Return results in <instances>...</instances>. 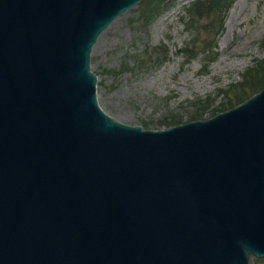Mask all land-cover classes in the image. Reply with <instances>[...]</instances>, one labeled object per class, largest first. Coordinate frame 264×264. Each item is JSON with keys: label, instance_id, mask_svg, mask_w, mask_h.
I'll return each instance as SVG.
<instances>
[{"label": "water", "instance_id": "1", "mask_svg": "<svg viewBox=\"0 0 264 264\" xmlns=\"http://www.w3.org/2000/svg\"><path fill=\"white\" fill-rule=\"evenodd\" d=\"M143 0H0V264L264 259V88L130 126L98 102L99 37Z\"/></svg>", "mask_w": 264, "mask_h": 264}, {"label": "rangeland", "instance_id": "2", "mask_svg": "<svg viewBox=\"0 0 264 264\" xmlns=\"http://www.w3.org/2000/svg\"><path fill=\"white\" fill-rule=\"evenodd\" d=\"M197 1L167 0L151 17L159 0H143L102 34L91 64L99 105L110 117L162 130L173 120L213 118L255 93L264 79V0H234L219 35L217 14L184 12ZM250 264L264 259L251 257Z\"/></svg>", "mask_w": 264, "mask_h": 264}, {"label": "trees", "instance_id": "3", "mask_svg": "<svg viewBox=\"0 0 264 264\" xmlns=\"http://www.w3.org/2000/svg\"><path fill=\"white\" fill-rule=\"evenodd\" d=\"M167 0H159V5L157 7V9H154L151 11V17H153L154 15H156V12L159 10L160 6L162 4H164ZM174 1V0H173ZM234 0H198L195 4H193L192 6L188 7L185 9V13H188L189 15L192 14L193 12V8H195V12H197L198 16L199 17H207V18H210L211 16H213L214 14H217L220 19L217 23V32H216V35H219V33H221L223 31V28H224V24H225V18H226V15L228 14L229 10L231 9V6L233 4ZM193 9V10H192ZM213 26V25H212ZM216 47H212L211 49L214 50ZM216 53H213L212 52V55H214V57L211 55L210 57V62L213 61L216 56H215ZM249 76L251 74V71L248 72ZM254 77H252V80ZM257 78V77H255ZM256 80V79H255ZM249 80H246V84H249L250 82H248ZM246 84H242L241 87H245ZM264 88V79L260 80L258 82V85L254 88V89H257L255 91V93H253L252 95H250L249 97H247L246 99L250 98L251 96H253L254 94H256L257 92H259L261 89ZM237 89H239L238 86H236L234 88V91H236ZM238 91V90H237ZM236 93V92H235ZM240 97V96H239ZM237 98V101L240 102L238 104H241L243 103L246 99H241V98ZM237 104V106H238ZM236 106V105H235ZM235 106H231L229 107L230 109L234 108ZM228 109V110H230ZM219 112H221L220 110H223V109H218ZM227 111V110H226ZM205 112V111H204ZM216 112V111H215ZM222 112H225V111H222ZM201 116L203 115L200 114ZM174 122H171V123H164L162 125H166V128H170V127H173V126H177V125H180L179 122H177L176 120H173Z\"/></svg>", "mask_w": 264, "mask_h": 264}, {"label": "bare ground", "instance_id": "4", "mask_svg": "<svg viewBox=\"0 0 264 264\" xmlns=\"http://www.w3.org/2000/svg\"><path fill=\"white\" fill-rule=\"evenodd\" d=\"M101 36H102V35H101ZM101 36H100V37H101ZM100 37H99V38H100ZM98 40H99V39H98ZM95 46H96V45H95ZM95 46H94V47H95ZM93 50H94V48H93ZM91 68H92V64H91ZM98 80H99V79H98Z\"/></svg>", "mask_w": 264, "mask_h": 264}]
</instances>
